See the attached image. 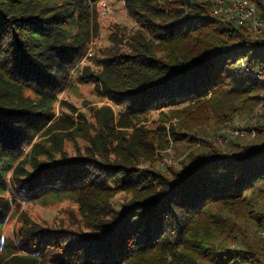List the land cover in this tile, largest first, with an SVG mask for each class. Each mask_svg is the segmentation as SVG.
Instances as JSON below:
<instances>
[{
  "label": "trees",
  "instance_id": "1",
  "mask_svg": "<svg viewBox=\"0 0 264 264\" xmlns=\"http://www.w3.org/2000/svg\"><path fill=\"white\" fill-rule=\"evenodd\" d=\"M123 1L139 28L110 34L96 74L83 59L103 0H0V264H264V141L224 148L202 139L181 169L139 166L170 142L197 143L189 137L203 120L223 125L264 102L254 75L264 32L253 36L209 0ZM76 79L104 86L124 107L120 120L103 106L92 134L84 113L56 118L58 102L73 108L59 95ZM184 102L162 111L156 129L138 126L152 108ZM181 116L187 123L175 124ZM257 130L264 136V124ZM10 190L42 205L72 199L79 220L43 225L25 212L15 240L1 242Z\"/></svg>",
  "mask_w": 264,
  "mask_h": 264
},
{
  "label": "rangeland",
  "instance_id": "2",
  "mask_svg": "<svg viewBox=\"0 0 264 264\" xmlns=\"http://www.w3.org/2000/svg\"><path fill=\"white\" fill-rule=\"evenodd\" d=\"M103 10L101 11V28L99 35L95 36L92 42L88 47L93 48L94 56L88 59V56H85L83 59V64L87 63V66H91L96 74L100 71V68L95 65V63L101 58V51L107 49L109 46H112L110 39V34L116 33L119 34L121 30H124L130 34L134 33L139 25L136 21L132 20L125 9L123 0H103L102 2ZM105 16V17H104ZM89 49V48H88ZM87 49V51H88ZM85 61V62H84ZM73 85H68L59 95L60 100H66L67 103L73 105V108L70 110L66 106L61 107L62 105L58 102L55 107V117L58 118L62 110H66L67 114L73 117L77 121V116L79 113H84L90 122L96 123L94 127L91 128L92 134L95 132V128L98 125V122L95 118V111L102 108L103 106H111L115 113L116 122L122 117V112L124 107L117 104L116 102L109 99L104 95L105 88L104 86L98 87L92 81L84 80H74ZM71 86V87H70ZM26 96H32L28 92H25ZM264 95V92H263ZM261 103V102H260ZM260 103L255 105L249 110H243L242 112H235L228 120L227 123L219 124L213 122L212 120L202 121V124H199L197 127H193V133L189 137L192 139L193 135H196L197 143H181L174 144L170 142L169 147L166 150L156 151L154 161H144V164L139 165L140 167H150L155 166L164 171H170V168L181 169L183 168V161H187V158L191 151L197 150L200 147V141L202 139L218 141L217 134L220 130L228 128L231 125H243L247 129V134L244 136H239L238 139L231 142L230 144H219L220 147H229V145H247L254 143H261L264 141V136L258 133L257 128L264 124V107L260 106ZM189 102H184L177 104L172 109L167 107L152 108L142 117L138 126L144 125L145 130L156 129L161 123V112L164 111L165 116L170 113L171 110L181 109L185 110V107L188 106ZM199 108V106H197ZM195 112V109L188 110V113ZM204 118V116H203ZM182 120L183 124L187 123L188 117H176L173 122L175 124L179 123ZM169 126L168 123H166ZM137 126V127H138ZM178 126V125H177ZM204 129V133H202ZM183 131V129H180ZM81 146L86 144L85 140L80 141ZM68 150L71 155H73L74 145L70 142H67ZM188 155V156H187ZM153 164V165H151ZM9 178L7 179V181ZM264 195V194H263ZM4 196L9 201V210L7 215L4 218V225L2 229V239L1 242L8 239L15 240V232L20 227L22 214L25 212L29 216L43 225H62L63 221L65 225L74 223L76 220H79L78 216V205L72 199H64L62 201L51 203L49 205H42L39 203L29 202L23 199H16L13 193L8 191ZM125 199V196L121 193L117 194L113 200V203L116 206H120V203ZM264 231V230H263ZM263 231H259L256 236V245L258 247L264 246V234ZM231 248L238 247L236 243L230 244ZM241 248V247H239ZM257 251L260 253V256L264 257V248H259Z\"/></svg>",
  "mask_w": 264,
  "mask_h": 264
},
{
  "label": "built area",
  "instance_id": "3",
  "mask_svg": "<svg viewBox=\"0 0 264 264\" xmlns=\"http://www.w3.org/2000/svg\"><path fill=\"white\" fill-rule=\"evenodd\" d=\"M212 10L216 14H225L228 20H231L239 25H243L253 35H258L264 32V20L259 14L258 0H209ZM86 56L88 59L94 56L93 48L89 47ZM85 62V61H84ZM241 65L246 69L245 61L241 60ZM248 72H251L248 69ZM254 75L261 81H264V67ZM261 107H264V102L261 101ZM247 129L243 125H231L228 128L222 129L217 134L218 142L226 144L230 140L247 134ZM264 234V231H263ZM239 264H245L239 260Z\"/></svg>",
  "mask_w": 264,
  "mask_h": 264
}]
</instances>
